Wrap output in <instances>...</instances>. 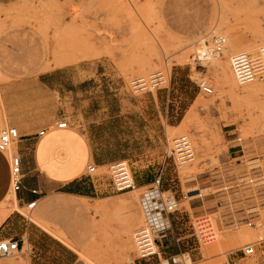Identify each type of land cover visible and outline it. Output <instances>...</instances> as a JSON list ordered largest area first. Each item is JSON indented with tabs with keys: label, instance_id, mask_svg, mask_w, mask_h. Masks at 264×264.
<instances>
[{
	"label": "rangeland",
	"instance_id": "1",
	"mask_svg": "<svg viewBox=\"0 0 264 264\" xmlns=\"http://www.w3.org/2000/svg\"><path fill=\"white\" fill-rule=\"evenodd\" d=\"M215 35L227 45L249 43L255 51L244 53L256 55L264 44V0H0V86L51 71L59 88L73 82L72 95H55L61 116L54 123L64 120L85 136L102 163L92 177L109 190L91 200L40 195L25 214L43 231L49 252L43 264H164L171 252L179 253L177 246L192 264H264V242L256 237L264 233V188L237 182L248 172L245 162L264 154V140L247 127L264 96L233 103L219 89L221 76L232 78L236 53L227 45L204 73L194 68L192 54ZM157 70L166 72L167 88L133 96L130 81ZM199 73L213 89L209 96L196 86ZM235 82L239 89L249 86ZM179 136H187L195 152L189 166L197 168L185 173L168 157ZM119 161L138 187L147 185L138 178L150 184L161 173V190L179 202L169 217L172 229L160 240L159 261L137 259L139 192L114 189L107 166ZM260 175L264 163L249 178ZM193 186L209 191L198 198L188 190ZM252 207L259 212L247 213ZM204 218L215 233L207 243L196 233ZM247 230L252 236L244 242L240 235ZM246 244L254 245L253 255L241 253Z\"/></svg>",
	"mask_w": 264,
	"mask_h": 264
},
{
	"label": "crops",
	"instance_id": "2",
	"mask_svg": "<svg viewBox=\"0 0 264 264\" xmlns=\"http://www.w3.org/2000/svg\"><path fill=\"white\" fill-rule=\"evenodd\" d=\"M71 85L59 88L57 71H51L34 79L0 86V125L15 127L19 133L14 150L20 157L23 174L22 189L8 199L11 194L9 164L0 153V240L16 241L19 246L16 257L0 259V264L46 261L44 256L49 252L42 245L43 231L30 214H25L41 200L43 193L91 200L109 192L99 180L84 174L90 162L97 169L102 167V163L95 162L85 136L69 125L65 130L55 127L54 121L61 116L55 95L63 92L72 95L74 83ZM42 130L45 135L38 137ZM138 182L149 184L141 178ZM32 190L37 194H32ZM177 251L181 252L179 246Z\"/></svg>",
	"mask_w": 264,
	"mask_h": 264
},
{
	"label": "built area",
	"instance_id": "3",
	"mask_svg": "<svg viewBox=\"0 0 264 264\" xmlns=\"http://www.w3.org/2000/svg\"><path fill=\"white\" fill-rule=\"evenodd\" d=\"M226 38L221 35H215L211 38L210 43L201 46L194 51L191 56V63L194 68L202 71L206 70L212 59L219 58L226 48ZM166 61L167 59L164 58ZM231 65L237 83L240 86L249 85L255 82L264 83V44L260 46L256 55H250L239 52L231 57ZM200 75L195 80L196 86L203 95H211L212 87L207 79ZM169 84V78L165 71L157 70L146 77H136L130 81V91L133 96H141L144 94L156 92L166 89ZM68 123L64 120L55 124L58 129H66ZM45 130L39 131L37 136L41 137ZM264 137V125L262 129ZM20 139L19 133L15 127L3 126L0 129V153L6 154L10 172V189L15 194L22 189L23 174L21 171L20 157L14 150V146ZM241 142V138L234 139ZM172 157L177 168L191 165L195 159V152L192 144L187 136H179L172 141V148L168 153V157ZM112 178V185L117 192H139L138 202L142 212V224L135 229L133 233V241L138 260L149 261L161 258L160 240L168 234L171 229L169 217L179 211V202L175 196L169 192L161 190V173L154 182L138 187L125 162H113L107 166ZM97 171V167L89 164L85 173L92 176ZM264 180V175L258 178H251L249 184L253 181ZM32 194L36 195L37 191L32 190ZM248 227H253L252 222H247ZM264 229V224H263ZM196 233L198 241L204 243L214 239V230L207 218L196 222ZM178 242V240H175ZM264 242V233L262 240ZM241 253L244 256H251L255 252L253 244H246L241 247ZM19 252V246L16 241L0 240V259L16 257ZM162 264V263H160ZM164 264H192L187 253L179 252L169 255Z\"/></svg>",
	"mask_w": 264,
	"mask_h": 264
},
{
	"label": "bare ground",
	"instance_id": "4",
	"mask_svg": "<svg viewBox=\"0 0 264 264\" xmlns=\"http://www.w3.org/2000/svg\"><path fill=\"white\" fill-rule=\"evenodd\" d=\"M256 32H259L258 29H257ZM215 33H218V31H216ZM257 38L258 37L256 36V39ZM226 41H227V39H226ZM261 41H264V39H262ZM226 45H227V43H226ZM227 48H228L229 53H237V52H241V51L242 52H254L255 51L254 50L255 47L253 45H251L249 43H246V42L244 43L243 41H240V40H235V41H233V43L232 42L229 43L227 45ZM230 68H231V64H230ZM226 70L222 69V72L226 73ZM231 73H232V78H231V76L229 78V76H227L226 74L221 76L220 83H219V89L222 91L223 94L227 95V97H229V99L232 100L233 103L237 102L238 99H242V98H244V100H245V99H250V98H253V99L254 98H258L259 96H264V89L262 87L257 86V84L254 85L252 83V85L249 84V86L243 87V89L242 88L239 89L237 84H236V82H235L236 80H234L235 76H234V73H233L232 70H231ZM228 74H229V72H228ZM259 107L260 108H259L258 117L256 119H252L249 122L247 127H248V130H249V133H251V134L257 133V137H260V138H262L264 140V137L262 136V129H263V125H264V105L263 104L261 106L259 105ZM68 128L69 127L67 126L66 129H68ZM59 130H65V129H59ZM1 154L6 155L4 153H1ZM262 163H264V154H261V156H259V157L256 156L255 158L248 159L245 162V164H246L245 168L248 169V172H247V174L242 175L241 177L237 178V182L239 184H241L240 186H242V187L244 186L246 188H250L251 187V188H253L255 190L264 188V181L263 180H257L255 182L253 181V184H251L249 186V180H250L249 175L251 173H254L255 171L256 172L260 171L261 168H262ZM195 168H197L196 165H194V166H189L188 165V166L183 167L182 172L185 173L188 170L191 171V170H194ZM188 190H189V192L198 191L199 192L198 198H199V197H202V195L204 193L208 192L209 188H206V187L205 188H199L197 186H193V187H190ZM246 212L249 213V214H254V213H257L259 211H258L257 207H252V208L247 209ZM247 232H249V233H247ZM250 232H251V230H247L245 233L241 234L240 235L241 240L244 241V242H245V240H248L252 236V235H249V234H251ZM259 233H261V228H260V232ZM256 237H258V239L262 240L261 234H257ZM214 239H215V233H214Z\"/></svg>",
	"mask_w": 264,
	"mask_h": 264
}]
</instances>
